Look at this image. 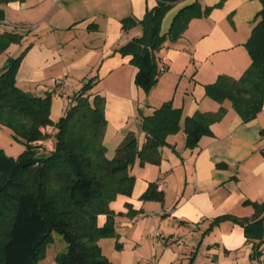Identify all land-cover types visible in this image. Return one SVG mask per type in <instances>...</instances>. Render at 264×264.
I'll return each instance as SVG.
<instances>
[{
	"label": "crops",
	"instance_id": "1",
	"mask_svg": "<svg viewBox=\"0 0 264 264\" xmlns=\"http://www.w3.org/2000/svg\"><path fill=\"white\" fill-rule=\"evenodd\" d=\"M193 1L172 4L161 20V34L167 32L176 12ZM198 1L202 7L218 2ZM156 4V0L1 4L0 32L19 33L22 39L0 53V72L7 58L26 48L15 75L20 89L44 96L52 92L55 79L66 78L68 92L51 97L49 117L53 122L63 115L72 94L95 76L90 92L105 99L103 143L113 144L114 149L127 132H135L141 116L151 114L164 101L181 108V128L167 136L169 145L161 148L160 163L141 166L140 173L133 174L131 194L118 195L110 203L116 242L121 246L109 259L112 264H136L149 257L153 264H187L191 260L192 264H264V244L259 258L251 259L257 240H246L238 222L225 220L209 227L214 218L223 215L250 219L254 209L244 201H264V101L254 118L243 121L230 101L218 103L204 90L219 74L238 78L249 66L244 43L261 4L258 0H225L207 16L192 19L176 42L165 41L157 57L166 69L149 97L134 82L137 69L130 63L131 56L121 55L117 49L142 33L139 24L123 30L121 20H139ZM8 50L14 55H7ZM220 106L226 113L211 125L212 136H202L196 147L186 148L184 118L196 111L214 112ZM136 140L140 147L144 141L141 131ZM0 149L4 150L1 143ZM150 182L163 193L162 202L140 199ZM127 203L136 212L131 216L126 214ZM105 219L99 214L97 224L103 225ZM101 241L98 244L105 255Z\"/></svg>",
	"mask_w": 264,
	"mask_h": 264
},
{
	"label": "trees",
	"instance_id": "2",
	"mask_svg": "<svg viewBox=\"0 0 264 264\" xmlns=\"http://www.w3.org/2000/svg\"><path fill=\"white\" fill-rule=\"evenodd\" d=\"M11 1L24 0H0V5ZM156 1L141 19L121 20L123 30L139 24L142 33L117 49L121 55L131 56L130 63L137 69L134 82L144 91L154 86L166 69L157 57L164 42H176L192 19L207 16L225 0H218L213 7H202L198 0L181 7L164 34L160 32L161 20L172 4L180 0ZM258 1L261 8L244 43L249 66L238 78L219 74L212 83L204 85L206 96L218 103L230 101L243 121L254 118L264 101V0ZM3 17L0 8V20ZM21 39L19 33L0 32V53ZM25 50L7 58L0 72V126L9 128L12 137L23 145L17 158L0 149V264H36L53 240V233L66 243L65 250L55 258L57 264H112L98 244L101 238L116 236L115 213L110 203L119 194H131L135 177L129 168L136 160L140 166L160 163L161 148L169 145L167 136L181 128V108L168 100L151 114L141 116V146H137L135 134L129 131L115 148L114 157L107 158L103 143L107 124L105 99L90 92L96 77L87 79L72 94L63 115L53 122L49 117L52 94L35 96L15 83ZM225 113L226 109L220 106L214 112L196 111L186 116L182 126L185 147L193 149L202 136H212L211 125ZM49 138L51 149L39 154ZM140 199L162 202L163 193L150 182ZM244 203L254 209L250 219L223 215L214 218L209 227L225 220L238 222L246 240H257L251 259H258L264 244V201ZM126 207V214L136 213L128 203ZM99 214L106 216L101 226L97 224ZM120 247L115 242V248ZM187 264H192V260Z\"/></svg>",
	"mask_w": 264,
	"mask_h": 264
},
{
	"label": "rangeland",
	"instance_id": "3",
	"mask_svg": "<svg viewBox=\"0 0 264 264\" xmlns=\"http://www.w3.org/2000/svg\"><path fill=\"white\" fill-rule=\"evenodd\" d=\"M7 55L12 56V55H14V52H11L8 50ZM159 77H160V75L158 76L155 85L159 81ZM163 78H165V77H163ZM154 86H152L148 91L142 90V92L145 94V96L149 95V97H152V92L154 91ZM93 91H95V90H93ZM134 131H135L134 134L137 135L140 132L139 126L135 127ZM10 134H11V132L8 128L2 127V126L0 127V143L4 147L5 152L3 149H2V151L7 156H12L13 158H17L21 149L23 148V145L21 143H19V141L15 140L12 137V135L10 136ZM44 145H45V148L40 149L38 151L39 154H46L48 152V150L51 149L52 139L45 140ZM105 146H106V157L107 158H113L114 154H115V149H114L113 144L106 142ZM141 168L142 167L138 164V161L136 160L131 165V167L129 168V172L131 174L137 175L140 173ZM119 195H122V194H119ZM114 228H115V233L117 234L115 221H114ZM117 229H119L118 226H117ZM52 237H53V240L47 244L45 251H44V254H43V257H41L39 260H37L36 264H57L55 258H56L58 253L65 250L66 243L62 239V237L56 233H53ZM101 239H102L101 245H102V249L104 251L105 256L108 259H112L113 252H116V250H118L117 248H115V242L118 240L117 235L115 237L110 236V237H104Z\"/></svg>",
	"mask_w": 264,
	"mask_h": 264
},
{
	"label": "built area",
	"instance_id": "4",
	"mask_svg": "<svg viewBox=\"0 0 264 264\" xmlns=\"http://www.w3.org/2000/svg\"><path fill=\"white\" fill-rule=\"evenodd\" d=\"M69 83L66 78L55 79L51 94L53 96H61L68 92ZM152 258H146L136 264H153Z\"/></svg>",
	"mask_w": 264,
	"mask_h": 264
},
{
	"label": "water",
	"instance_id": "5",
	"mask_svg": "<svg viewBox=\"0 0 264 264\" xmlns=\"http://www.w3.org/2000/svg\"><path fill=\"white\" fill-rule=\"evenodd\" d=\"M5 65H6V63H5Z\"/></svg>",
	"mask_w": 264,
	"mask_h": 264
}]
</instances>
